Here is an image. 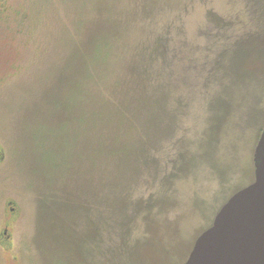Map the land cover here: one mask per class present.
Here are the masks:
<instances>
[{
    "label": "rangeland",
    "instance_id": "374dc122",
    "mask_svg": "<svg viewBox=\"0 0 264 264\" xmlns=\"http://www.w3.org/2000/svg\"><path fill=\"white\" fill-rule=\"evenodd\" d=\"M248 10V0H0V232L8 215L18 214L10 228L11 250L0 245V264L50 261L36 242L40 200L50 197V169L64 170L50 146L58 125L68 124V131L76 125L62 102L69 64L77 60L74 49L103 26L112 32L99 52L100 68L91 69L97 75L77 78L79 91L93 96L89 105L97 111L142 43L168 38L175 52L166 75L177 78L165 85L173 93L174 130L153 146V166L133 187V202L142 201L143 207L136 219L130 216L143 264L186 262L222 206L254 180V151L264 128V68L249 69L252 77L245 79L223 78L225 68H214L217 52L234 51L244 34L261 29ZM211 12L237 20L218 29L207 20ZM56 91L63 96L60 103L50 99ZM80 127V139L92 129L102 140L99 125ZM115 135L117 142L123 138ZM104 166L96 159L100 194ZM46 207L45 214L50 203Z\"/></svg>",
    "mask_w": 264,
    "mask_h": 264
},
{
    "label": "trees",
    "instance_id": "16d2710c",
    "mask_svg": "<svg viewBox=\"0 0 264 264\" xmlns=\"http://www.w3.org/2000/svg\"><path fill=\"white\" fill-rule=\"evenodd\" d=\"M248 3L252 4V10L248 11L257 16L261 29L257 27L256 31L244 34V40L234 43V51L217 52L214 68L219 72L225 68L223 78L245 79L246 75L252 77L249 69L264 68V0H248ZM207 20L212 27L221 29L226 22L237 19L211 12ZM98 29L87 31L86 42L74 49L77 60L69 64L68 96L56 91L50 97L55 103L65 98L62 102L69 105L68 121L76 125L70 131L66 130L68 124L58 125V138L50 146L61 156L59 169L64 170L50 169V197L41 199L39 205L42 217L38 220L36 242H41L39 249L50 260L48 264H143L142 245L133 239L131 228L143 203L134 204L133 187L143 172L153 166L151 150L161 135L173 132L177 117L170 106L172 90L165 89L166 83L172 86L176 81L173 73L168 78L166 75L170 60L176 56L172 57L175 52L171 41L164 37L152 45L142 43L136 49L121 78L99 98L98 111L89 105L93 96L79 91L77 78L81 76L82 81H89L97 75L91 69L99 67V52L108 45L112 32L111 26ZM209 38L222 37L220 33H212ZM256 74L261 72L256 70ZM255 77L261 80L258 75ZM80 102L86 105L81 106ZM86 123L92 124V128L95 124L100 126L101 141L95 139L92 129L79 138L80 125ZM116 132L123 135L120 142ZM129 132L137 136L129 138ZM100 157L105 163L99 179L101 194L94 183L96 159ZM130 213L134 214L133 218ZM42 236L49 241L45 238L42 241Z\"/></svg>",
    "mask_w": 264,
    "mask_h": 264
},
{
    "label": "water",
    "instance_id": "95a60500",
    "mask_svg": "<svg viewBox=\"0 0 264 264\" xmlns=\"http://www.w3.org/2000/svg\"><path fill=\"white\" fill-rule=\"evenodd\" d=\"M253 161V182L222 206L184 264H264V128Z\"/></svg>",
    "mask_w": 264,
    "mask_h": 264
},
{
    "label": "flooded vegetation",
    "instance_id": "af4514ba",
    "mask_svg": "<svg viewBox=\"0 0 264 264\" xmlns=\"http://www.w3.org/2000/svg\"><path fill=\"white\" fill-rule=\"evenodd\" d=\"M1 153V150H0ZM12 210V209H11ZM18 220V214L13 213L11 215H8L7 220L5 221V224L0 232V245L3 247L5 251H9L12 248V233L10 231V228L15 225V223Z\"/></svg>",
    "mask_w": 264,
    "mask_h": 264
}]
</instances>
